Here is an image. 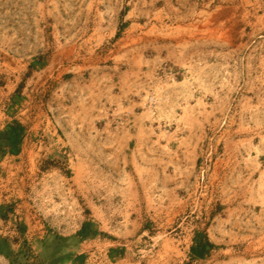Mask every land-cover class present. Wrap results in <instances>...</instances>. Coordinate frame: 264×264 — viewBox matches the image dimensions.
<instances>
[{
    "label": "rangeland",
    "instance_id": "rangeland-1",
    "mask_svg": "<svg viewBox=\"0 0 264 264\" xmlns=\"http://www.w3.org/2000/svg\"><path fill=\"white\" fill-rule=\"evenodd\" d=\"M0 264H264V0H0Z\"/></svg>",
    "mask_w": 264,
    "mask_h": 264
},
{
    "label": "trees",
    "instance_id": "trees-1",
    "mask_svg": "<svg viewBox=\"0 0 264 264\" xmlns=\"http://www.w3.org/2000/svg\"><path fill=\"white\" fill-rule=\"evenodd\" d=\"M212 246L213 243L209 240L208 237L201 238L196 244V246L193 247V253L196 256L203 257Z\"/></svg>",
    "mask_w": 264,
    "mask_h": 264
}]
</instances>
